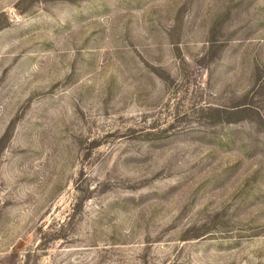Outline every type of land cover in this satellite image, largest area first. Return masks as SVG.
<instances>
[{
  "label": "rangeland",
  "instance_id": "rangeland-1",
  "mask_svg": "<svg viewBox=\"0 0 264 264\" xmlns=\"http://www.w3.org/2000/svg\"><path fill=\"white\" fill-rule=\"evenodd\" d=\"M0 264H264V0H0Z\"/></svg>",
  "mask_w": 264,
  "mask_h": 264
}]
</instances>
